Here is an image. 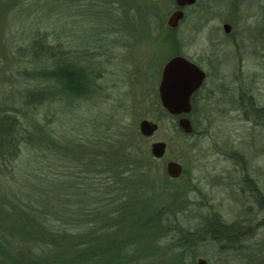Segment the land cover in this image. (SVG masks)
I'll return each mask as SVG.
<instances>
[{
	"label": "rangeland",
	"instance_id": "obj_1",
	"mask_svg": "<svg viewBox=\"0 0 264 264\" xmlns=\"http://www.w3.org/2000/svg\"><path fill=\"white\" fill-rule=\"evenodd\" d=\"M8 1L12 5L0 11V97H10L7 105L13 108L11 100H19L23 87L43 86L26 82L23 70L50 69L54 64L31 66L17 58L16 50L36 37L45 40L60 62L79 66L91 76L87 98H56L30 114L35 134L50 138L52 147L23 151L20 170L13 176L21 178L49 164L35 175H90L102 170L89 164L99 160L91 157L83 162L80 155L92 154L101 143L112 149L118 145L133 158L150 157L147 207L162 211L168 220L166 229L148 242V251L135 250L132 244L121 264H197L199 259L206 264H264V211L243 180L246 175L264 196V120L253 113L264 108V0H215L211 20L189 12L173 32L166 26L173 0ZM21 4L26 10L23 17L18 16ZM224 22L232 25L230 38L222 31ZM174 56L196 63L206 73L189 116L193 123L189 136L183 135L177 119L161 108L158 99L163 66ZM65 71L68 75L75 70L61 68L62 78ZM74 76L80 81L84 74L75 71ZM142 120L158 126L150 139L138 132ZM153 142L166 144L160 160L150 156ZM76 161L82 168H70ZM168 162L181 165L177 180L165 174ZM212 216L241 228L240 243L227 244L237 248L235 252L221 253L200 230ZM4 232L0 228V254L5 251L7 257L16 245ZM6 240L7 246L2 244ZM36 249V259L49 253ZM5 256H0V264L18 263Z\"/></svg>",
	"mask_w": 264,
	"mask_h": 264
},
{
	"label": "trees",
	"instance_id": "obj_2",
	"mask_svg": "<svg viewBox=\"0 0 264 264\" xmlns=\"http://www.w3.org/2000/svg\"><path fill=\"white\" fill-rule=\"evenodd\" d=\"M11 5L9 1L0 0V11ZM22 7L19 5L18 16L23 17L26 10ZM16 55L32 63L31 66L47 61L54 64L50 69L35 66L21 72L26 82L43 83V86L23 87L19 100L16 103L11 100L13 108L7 105L10 97H0V228L8 235L7 240L16 245L12 248L15 256L7 254L6 257L5 251L0 256H5L7 261L18 260V263L12 260L6 264H121L132 244L135 250L141 247L148 251V242L153 243V239L166 229L168 221L162 218V211L147 207L151 202L145 193L150 157L133 158L132 153L121 152L118 145L112 149L101 143L95 146L92 154L82 153L79 157L80 161L91 157L99 160H90L89 164L102 168L90 175L86 172H72L61 177L35 175L49 169V164V168L31 169V174L21 178L13 176L20 170L19 158L23 151H32L36 146L42 150L52 147L48 143L50 138L35 134L30 114L56 98L82 99L91 91V76L79 66L60 62V57L42 38L32 39L27 46L16 50ZM70 67L84 74L83 81L77 80L75 71L68 75L65 71L61 77L59 70ZM38 94L39 98L33 101ZM253 113L257 119L264 120V108L255 109ZM76 163L71 162L70 168H82ZM243 180L253 192L259 209L264 211V196L246 175ZM64 197L72 204L64 202ZM238 228L237 223L227 225L212 216L204 221L200 230L225 254L235 252L237 248L229 245H236L244 238ZM7 240L2 244L7 246ZM36 248L49 253L43 259L33 258ZM179 258L177 256V261Z\"/></svg>",
	"mask_w": 264,
	"mask_h": 264
},
{
	"label": "water",
	"instance_id": "obj_3",
	"mask_svg": "<svg viewBox=\"0 0 264 264\" xmlns=\"http://www.w3.org/2000/svg\"><path fill=\"white\" fill-rule=\"evenodd\" d=\"M179 10L172 12L166 21L170 30H175L183 18L180 10L186 6H192L195 0H174ZM226 33L229 26H223ZM204 73L189 60L174 56L165 63L161 72V79L157 88L158 99L161 108L171 117L177 119V127L185 136L192 134L193 129L186 117L191 111L190 100L192 95L201 87L204 81ZM158 126L147 120L138 124V132L142 138L150 139L157 132ZM166 152V144L153 142L150 145V156L154 160H160ZM165 174L171 180H177L182 174V167L176 162H168L165 165ZM197 264H206L199 259Z\"/></svg>",
	"mask_w": 264,
	"mask_h": 264
},
{
	"label": "flooded vegetation",
	"instance_id": "obj_4",
	"mask_svg": "<svg viewBox=\"0 0 264 264\" xmlns=\"http://www.w3.org/2000/svg\"><path fill=\"white\" fill-rule=\"evenodd\" d=\"M205 1V2H204ZM201 0V2L199 1V0H195V3L192 5V6H186V7H183V8H181L180 10L182 11V13H183V18H182V20L178 23V26H177V28L175 29V30H170V31H176L177 29H178V27L185 21V19L190 15V13H194L195 14V16L194 17H197V18H201V19H205L206 21L207 20H211L213 17H214V15H215V12H214V3L213 2H215V0ZM200 5V7L198 8V10H196V11H193L194 10V8H196L197 6H199ZM177 10H179V8L175 5V2H174V0H173V5H172V8H171V11L169 12V15L172 13V12H174V11H177ZM190 12V13H189ZM189 13V14H188ZM224 25H228L229 26V32L228 33H226L225 31H224V28H223V26ZM222 31H223V33H224V35L226 36V37H228V38H230L231 37V32H232V25L230 24V23H228V22H224L223 24H222ZM191 62V61H190ZM191 63H193V62H191ZM193 64H195L203 73H204V76H205V78H204V81H203V83H202V85H201V87L192 95V97H191V100H190V105H191V111H190V113H189V115L188 116H190V115H192V114H194V111H195V102H196V100H197V97L199 96V94L202 92V90H203V86H204V82H205V80H206V73L196 64V63H193ZM216 65V64H215ZM189 119V121H190V124H191V126H192V129H193V123H192V121L190 120V118H188Z\"/></svg>",
	"mask_w": 264,
	"mask_h": 264
}]
</instances>
